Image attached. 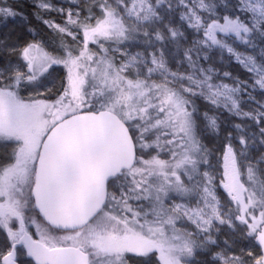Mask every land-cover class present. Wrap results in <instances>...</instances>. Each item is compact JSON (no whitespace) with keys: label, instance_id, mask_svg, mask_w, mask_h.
I'll use <instances>...</instances> for the list:
<instances>
[{"label":"snow or ice","instance_id":"6c2138e0","mask_svg":"<svg viewBox=\"0 0 264 264\" xmlns=\"http://www.w3.org/2000/svg\"><path fill=\"white\" fill-rule=\"evenodd\" d=\"M0 264H264V0H0Z\"/></svg>","mask_w":264,"mask_h":264}]
</instances>
